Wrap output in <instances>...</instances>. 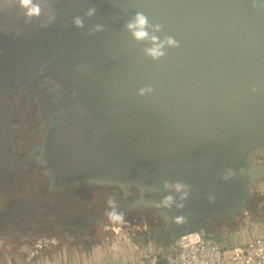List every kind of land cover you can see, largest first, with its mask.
<instances>
[{
    "label": "water",
    "instance_id": "obj_1",
    "mask_svg": "<svg viewBox=\"0 0 264 264\" xmlns=\"http://www.w3.org/2000/svg\"><path fill=\"white\" fill-rule=\"evenodd\" d=\"M13 2L0 0V176L12 106L36 102L42 143L30 158L52 187L137 193L136 206L164 221L163 248L196 232L224 240L242 216L264 214V0H51V24L43 0L31 23ZM136 11L180 46L145 57L123 27ZM97 23L104 30L89 35ZM148 84L154 92L139 96ZM164 179L191 186L183 209L153 203L168 194Z\"/></svg>",
    "mask_w": 264,
    "mask_h": 264
},
{
    "label": "flooded vegetation",
    "instance_id": "obj_2",
    "mask_svg": "<svg viewBox=\"0 0 264 264\" xmlns=\"http://www.w3.org/2000/svg\"><path fill=\"white\" fill-rule=\"evenodd\" d=\"M22 104L16 101L12 106L10 160L7 172L0 176V264H56V258L83 264L82 259L93 256L98 245L122 233L133 242L157 245L155 234L164 221L136 206L137 193L92 185L52 187L43 167L30 158L42 143L38 106ZM110 196L124 213L122 224L110 223L105 215ZM256 217L264 218V214ZM225 220L219 228L231 226ZM216 231L226 238L222 229L216 227Z\"/></svg>",
    "mask_w": 264,
    "mask_h": 264
},
{
    "label": "clouds",
    "instance_id": "obj_3",
    "mask_svg": "<svg viewBox=\"0 0 264 264\" xmlns=\"http://www.w3.org/2000/svg\"><path fill=\"white\" fill-rule=\"evenodd\" d=\"M48 4V15L46 23L51 24L57 19L56 13L51 9V0H43ZM12 7L22 11L23 17L26 23H31L33 20H41L45 13L42 7L41 0H14ZM96 13L95 7H89L83 14V16H74L72 18V25L77 28H83L85 26V18H91ZM124 30L128 32L131 39L137 44H142L141 51L145 57L150 58L153 61H158L163 58L168 48H177L180 46V42L171 35H163L161 37L158 33L163 32V25L159 22L153 23L149 17L142 11H136L128 20L124 23ZM104 30V25L94 24L88 29V34L93 32H100ZM253 91H257L254 86ZM154 92V87L151 84L141 86L137 90L139 96H145ZM231 172L226 170V174L222 176V179H229ZM149 190H155L149 186ZM159 191H166L168 194L163 195L159 201L153 203L157 208H164L171 210L183 209L185 207V201L191 194V186L181 180L164 179L162 181V187ZM108 210L105 215L108 221L112 224H122L124 222V213L118 210V203L114 197H109L107 200ZM173 221L177 224H183L186 222L184 215H176Z\"/></svg>",
    "mask_w": 264,
    "mask_h": 264
},
{
    "label": "built area",
    "instance_id": "obj_4",
    "mask_svg": "<svg viewBox=\"0 0 264 264\" xmlns=\"http://www.w3.org/2000/svg\"><path fill=\"white\" fill-rule=\"evenodd\" d=\"M127 264H264V231L233 245L212 235L191 233L171 247Z\"/></svg>",
    "mask_w": 264,
    "mask_h": 264
},
{
    "label": "rangeland",
    "instance_id": "obj_5",
    "mask_svg": "<svg viewBox=\"0 0 264 264\" xmlns=\"http://www.w3.org/2000/svg\"><path fill=\"white\" fill-rule=\"evenodd\" d=\"M262 231H264V218L247 216L239 222L237 228L230 231L225 243L232 245L243 243V240L251 239ZM161 248L163 247L158 244L133 242L122 233L117 238L98 245L95 252H92L93 256L82 259L81 262L83 264H127L132 261L138 262L145 254L156 253ZM55 262L56 264H67L64 259L58 260L56 258Z\"/></svg>",
    "mask_w": 264,
    "mask_h": 264
},
{
    "label": "trees",
    "instance_id": "obj_6",
    "mask_svg": "<svg viewBox=\"0 0 264 264\" xmlns=\"http://www.w3.org/2000/svg\"><path fill=\"white\" fill-rule=\"evenodd\" d=\"M223 241H226V239H224Z\"/></svg>",
    "mask_w": 264,
    "mask_h": 264
}]
</instances>
